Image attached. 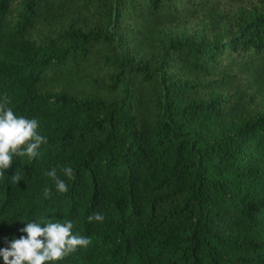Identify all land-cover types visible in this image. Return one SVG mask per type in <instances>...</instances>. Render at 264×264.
Segmentation results:
<instances>
[{"label": "trees", "instance_id": "trees-1", "mask_svg": "<svg viewBox=\"0 0 264 264\" xmlns=\"http://www.w3.org/2000/svg\"><path fill=\"white\" fill-rule=\"evenodd\" d=\"M249 1L0 0V102L47 137L13 158L18 185L0 178V247L45 216L90 241L58 264H264V6Z\"/></svg>", "mask_w": 264, "mask_h": 264}, {"label": "clouds", "instance_id": "clouds-1", "mask_svg": "<svg viewBox=\"0 0 264 264\" xmlns=\"http://www.w3.org/2000/svg\"><path fill=\"white\" fill-rule=\"evenodd\" d=\"M0 102V178L7 173L8 178L18 185L22 181L19 172L8 175V170L14 157H27L33 159L38 156L41 145L47 143V137L38 129V121L23 115H16L12 108ZM63 175L72 178L73 170L63 168ZM55 181V190L58 193L68 191L64 180L57 177L56 169L45 173ZM44 199L50 196V190L45 188L42 192ZM89 221H103L100 213L88 216ZM15 221L11 220L8 223ZM19 221V220H18ZM24 222L18 229V237L13 235L7 240V247H0V264H58L64 257L76 251L78 247H86L89 238L75 234L73 223L70 220L53 219L41 216L31 222Z\"/></svg>", "mask_w": 264, "mask_h": 264}, {"label": "rangeland", "instance_id": "rangeland-1", "mask_svg": "<svg viewBox=\"0 0 264 264\" xmlns=\"http://www.w3.org/2000/svg\"><path fill=\"white\" fill-rule=\"evenodd\" d=\"M264 6V0H250L247 6L248 11H253L254 8H260ZM229 28L226 27V29L221 32L217 33L215 35H211L210 38L220 40H225L229 37Z\"/></svg>", "mask_w": 264, "mask_h": 264}]
</instances>
